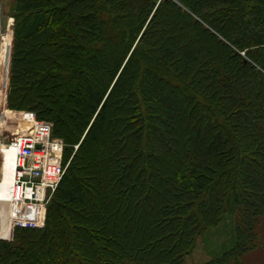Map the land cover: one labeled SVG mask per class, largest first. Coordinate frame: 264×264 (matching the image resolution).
<instances>
[{"label":"trees","instance_id":"1","mask_svg":"<svg viewBox=\"0 0 264 264\" xmlns=\"http://www.w3.org/2000/svg\"><path fill=\"white\" fill-rule=\"evenodd\" d=\"M8 109L66 173L0 264H243L264 220V0H16Z\"/></svg>","mask_w":264,"mask_h":264},{"label":"built area","instance_id":"2","mask_svg":"<svg viewBox=\"0 0 264 264\" xmlns=\"http://www.w3.org/2000/svg\"><path fill=\"white\" fill-rule=\"evenodd\" d=\"M15 114L27 130L0 145L16 151L10 195L0 199V206L5 204L0 214V226L4 224L8 230V234L0 236L4 241L12 240L16 228L44 227L48 204L68 167L63 160L65 144L53 137L52 124L39 120L30 111ZM4 164L2 157V167Z\"/></svg>","mask_w":264,"mask_h":264},{"label":"rangeland","instance_id":"3","mask_svg":"<svg viewBox=\"0 0 264 264\" xmlns=\"http://www.w3.org/2000/svg\"><path fill=\"white\" fill-rule=\"evenodd\" d=\"M15 2L16 0H0V145L7 144L12 138L27 130L25 124L19 123L15 114L17 111H12L7 106L14 42ZM63 160H65L64 153ZM1 170L2 154L0 153V178ZM3 206H0V214L3 213ZM232 225V222L228 219L220 227L212 229L206 235L200 237L194 251L186 258V264H203L222 254L232 244ZM2 234H8L4 224L0 226V236ZM258 234L259 245L256 250L243 257V264H264V220L261 221L258 227ZM13 235L14 232L12 239Z\"/></svg>","mask_w":264,"mask_h":264},{"label":"bare ground","instance_id":"4","mask_svg":"<svg viewBox=\"0 0 264 264\" xmlns=\"http://www.w3.org/2000/svg\"><path fill=\"white\" fill-rule=\"evenodd\" d=\"M0 153L5 161L1 170L0 178V199H7L10 195V188L14 181V161L16 158V151L8 147L0 146Z\"/></svg>","mask_w":264,"mask_h":264}]
</instances>
